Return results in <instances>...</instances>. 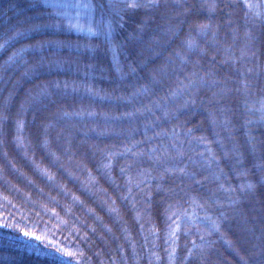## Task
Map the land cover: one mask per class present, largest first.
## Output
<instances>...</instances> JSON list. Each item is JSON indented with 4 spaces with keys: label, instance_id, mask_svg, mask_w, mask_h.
<instances>
[{
    "label": "trees",
    "instance_id": "trees-1",
    "mask_svg": "<svg viewBox=\"0 0 264 264\" xmlns=\"http://www.w3.org/2000/svg\"><path fill=\"white\" fill-rule=\"evenodd\" d=\"M88 2L0 0V264H264V0Z\"/></svg>",
    "mask_w": 264,
    "mask_h": 264
},
{
    "label": "rangeland",
    "instance_id": "rangeland-1",
    "mask_svg": "<svg viewBox=\"0 0 264 264\" xmlns=\"http://www.w3.org/2000/svg\"><path fill=\"white\" fill-rule=\"evenodd\" d=\"M50 5L60 8L67 18L73 21L75 27L80 31L91 32L93 25L92 6L88 0H44ZM77 25V26H76Z\"/></svg>",
    "mask_w": 264,
    "mask_h": 264
},
{
    "label": "snow or ice",
    "instance_id": "snow-or-ice-1",
    "mask_svg": "<svg viewBox=\"0 0 264 264\" xmlns=\"http://www.w3.org/2000/svg\"><path fill=\"white\" fill-rule=\"evenodd\" d=\"M154 0H120V6L117 11V15L120 17L121 20L124 19V16L122 13L129 12L131 10H136L139 8H148V7H154ZM48 25L45 23L41 24H35L33 25V30H38L42 27H47ZM54 26V22H53ZM140 25H138L139 27ZM198 28H204L207 27V25H198ZM0 47H3V45H0ZM25 235H28L27 233Z\"/></svg>",
    "mask_w": 264,
    "mask_h": 264
}]
</instances>
